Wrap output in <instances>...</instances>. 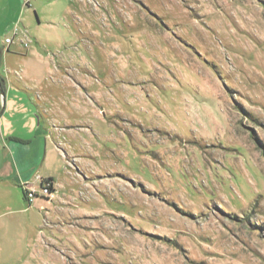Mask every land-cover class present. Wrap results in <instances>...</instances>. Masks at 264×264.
I'll return each mask as SVG.
<instances>
[{"label": "rangeland", "instance_id": "1", "mask_svg": "<svg viewBox=\"0 0 264 264\" xmlns=\"http://www.w3.org/2000/svg\"><path fill=\"white\" fill-rule=\"evenodd\" d=\"M15 32L86 114L59 145L87 201L60 185L86 211L12 230L0 264H264V0H28L0 53Z\"/></svg>", "mask_w": 264, "mask_h": 264}, {"label": "crops", "instance_id": "2", "mask_svg": "<svg viewBox=\"0 0 264 264\" xmlns=\"http://www.w3.org/2000/svg\"><path fill=\"white\" fill-rule=\"evenodd\" d=\"M27 1L0 0V15L21 16ZM4 51L0 53L3 69L0 75L5 80L4 96L0 90V253L5 252L1 239L9 237L12 230L31 226L39 232L43 221L44 224L48 221L51 228H61L67 226L63 223L65 218L79 217L78 212L86 211L85 205L70 204L68 197L61 195L60 185L68 192L81 186L79 195L87 201L85 184L79 176L82 168H89L85 164L89 159L83 158L76 150L62 149L65 143L59 145L62 137L76 138L88 129L76 125V122L87 120L86 114L81 113V106L70 99V94L60 85L65 77L55 60L50 55H41L45 70L30 73L28 60L32 55H22L11 47ZM10 66L14 68L13 72L4 70ZM17 71H22L21 77L16 76ZM65 161L68 162L66 172ZM46 181L52 182V199L40 195ZM23 184H29L37 193L31 205ZM68 196L76 198L73 190ZM49 208L53 209L50 218L47 215L43 218L40 211ZM57 250L62 252L55 249L56 253ZM59 257L65 258L61 254Z\"/></svg>", "mask_w": 264, "mask_h": 264}, {"label": "built area", "instance_id": "3", "mask_svg": "<svg viewBox=\"0 0 264 264\" xmlns=\"http://www.w3.org/2000/svg\"><path fill=\"white\" fill-rule=\"evenodd\" d=\"M16 36H17V33L15 32L13 38H6V40H5L6 47L5 48H6L7 51L14 44ZM20 42L24 45L25 48H29V44L30 43L28 41H25V40L21 39ZM21 72L22 71L15 72L16 76L21 77ZM37 178L41 180L40 176H38ZM23 188H24V191H25L26 198H27V200L29 202V205H31V203L37 197V193L29 184H23ZM40 195L43 196V197H46L48 199L54 198V194L52 192L51 184H48V183L44 182L42 184V188L40 190Z\"/></svg>", "mask_w": 264, "mask_h": 264}, {"label": "trees", "instance_id": "4", "mask_svg": "<svg viewBox=\"0 0 264 264\" xmlns=\"http://www.w3.org/2000/svg\"><path fill=\"white\" fill-rule=\"evenodd\" d=\"M1 65H2V58H1V55H0V68H1ZM0 86H1L2 90L4 91L5 80H4V78L1 75H0ZM46 183L51 184V186H52V182L51 181H46ZM52 192H53V190H52Z\"/></svg>", "mask_w": 264, "mask_h": 264}, {"label": "water", "instance_id": "5", "mask_svg": "<svg viewBox=\"0 0 264 264\" xmlns=\"http://www.w3.org/2000/svg\"><path fill=\"white\" fill-rule=\"evenodd\" d=\"M0 90H1V92H2V95L4 96V91L2 90L1 86H0Z\"/></svg>", "mask_w": 264, "mask_h": 264}]
</instances>
